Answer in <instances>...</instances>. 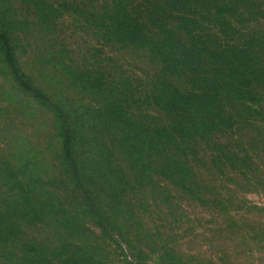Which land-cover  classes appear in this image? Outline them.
Listing matches in <instances>:
<instances>
[{"label":"rangeland","instance_id":"obj_1","mask_svg":"<svg viewBox=\"0 0 264 264\" xmlns=\"http://www.w3.org/2000/svg\"><path fill=\"white\" fill-rule=\"evenodd\" d=\"M81 1L0 0V24L18 39L22 71L45 95L21 89L0 58V169H28L68 211L85 212L82 223L106 264H264V83L227 130L199 143L188 166L125 163L128 178L117 171L108 186L93 181V199L72 192L75 181L59 168L70 159L69 110L96 106L102 90L118 87L139 102L137 114L159 115L145 104L159 67L146 52L97 36L77 15ZM237 29L235 40L263 48L264 60V15ZM93 208L110 219L103 233L90 219ZM26 233L48 236L41 228Z\"/></svg>","mask_w":264,"mask_h":264},{"label":"trees","instance_id":"obj_2","mask_svg":"<svg viewBox=\"0 0 264 264\" xmlns=\"http://www.w3.org/2000/svg\"><path fill=\"white\" fill-rule=\"evenodd\" d=\"M261 2L77 3V15L90 21L97 36L140 49L159 67L145 103L159 115L151 111L137 114L133 103L139 102L118 87L102 90L96 106L69 110L63 150L70 159L59 168L67 180L75 181L72 192L77 189L93 199V181L108 186L117 181V171L128 178L125 163L140 165L155 159L162 168L188 166L191 156L198 159L200 142L227 130V120L235 119L240 105L253 103L255 86L264 83L263 48L258 52L251 43L234 38L246 19L264 15ZM69 5L72 11L73 3ZM48 9L54 10L52 6ZM9 29L0 24V58L20 88L38 93L37 98L43 93L22 71L18 39ZM254 70L262 73L255 75ZM140 150L146 152L145 158L138 157ZM27 171L23 173L19 167L0 169V264H106L96 256L99 244L82 223L85 212L68 211L63 197L38 178H29ZM91 202L87 207L92 208ZM91 212L90 219L103 233L110 219L94 208ZM28 228H41L48 236H28Z\"/></svg>","mask_w":264,"mask_h":264}]
</instances>
